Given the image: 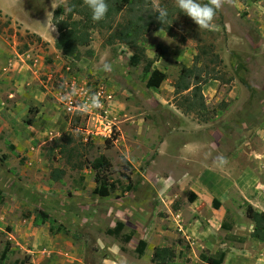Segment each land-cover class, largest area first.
Segmentation results:
<instances>
[{
	"label": "rangeland",
	"instance_id": "obj_1",
	"mask_svg": "<svg viewBox=\"0 0 264 264\" xmlns=\"http://www.w3.org/2000/svg\"><path fill=\"white\" fill-rule=\"evenodd\" d=\"M67 1L0 0L4 263L156 264L154 248L170 246L178 264L220 252L223 264H264L249 216L264 213V0H222L212 30H198L175 0H144L173 12L175 33L146 35L148 73L147 60L131 64L134 48L107 43V30H91L79 59L57 49L53 14ZM200 45L232 80L203 84L198 115L177 106L173 85ZM154 70L164 79L150 87ZM72 87L77 95L62 100ZM93 94L102 107L83 111ZM96 177L108 195L95 192ZM119 222L127 243L109 232Z\"/></svg>",
	"mask_w": 264,
	"mask_h": 264
},
{
	"label": "trees",
	"instance_id": "obj_2",
	"mask_svg": "<svg viewBox=\"0 0 264 264\" xmlns=\"http://www.w3.org/2000/svg\"><path fill=\"white\" fill-rule=\"evenodd\" d=\"M207 2V0H204ZM109 11L105 18L99 22L91 20L88 8L83 4V0H68L65 7H58L53 14V23L59 35L55 46L66 56L79 59L82 56L81 47L88 46L92 40V29L110 31L106 41L109 44L115 41L124 42L136 51L131 57V64L138 65L143 59L147 60L144 68L145 72H151V61L144 54L142 42L147 40L146 35L151 31L165 30L172 37L175 36L172 21V13L168 12V19L163 24L157 19V14L146 7L144 0H108ZM120 17V20H116ZM41 39V37H37ZM90 52V51H89ZM223 61L214 48L200 45L191 66L182 67L177 80L174 82L175 95L179 96L177 106L185 112H193L201 115L202 110L206 109L202 86L209 79H215L224 83L231 82V78L226 77L222 69ZM164 79V74L158 70L152 72L148 81L150 87H156ZM244 81V79H242ZM247 84L246 81H244ZM63 169H54L51 172L53 180L61 179L64 174ZM130 179V177H127ZM97 187L95 192L101 196L109 194L108 185L102 184V178L96 177ZM113 187V185H110ZM132 188L131 183L127 190ZM249 216L254 222L253 237L264 242V213L252 207L249 208ZM124 224L119 222L117 227L110 230L111 234L120 237ZM132 234H125L121 237L123 243L131 240ZM147 242L141 240L136 247L138 255H142L146 249ZM124 250L125 247L123 246ZM8 248L0 255V264L8 256ZM176 252L170 246H157L154 248L152 261L156 264H178L175 261ZM225 259L224 252L216 255H202V264H223Z\"/></svg>",
	"mask_w": 264,
	"mask_h": 264
},
{
	"label": "clouds",
	"instance_id": "obj_3",
	"mask_svg": "<svg viewBox=\"0 0 264 264\" xmlns=\"http://www.w3.org/2000/svg\"><path fill=\"white\" fill-rule=\"evenodd\" d=\"M83 4L90 11L93 22L102 21L109 11L108 0H83ZM221 5L222 0H207V2L203 3L201 0H175V6L179 9L180 13L189 17L198 26V30L213 29V21ZM155 13L161 23L164 24L167 21L169 15L167 9L163 7L157 8ZM101 70L105 73H110L113 68L110 63L105 62ZM75 95H77V89L72 87L61 99L67 101L70 96ZM79 107L87 112L93 109H100L102 104L99 97L93 94L87 103L80 104Z\"/></svg>",
	"mask_w": 264,
	"mask_h": 264
},
{
	"label": "built area",
	"instance_id": "obj_4",
	"mask_svg": "<svg viewBox=\"0 0 264 264\" xmlns=\"http://www.w3.org/2000/svg\"><path fill=\"white\" fill-rule=\"evenodd\" d=\"M98 94H99V95L101 94V93H100V91H99V93H98Z\"/></svg>",
	"mask_w": 264,
	"mask_h": 264
}]
</instances>
